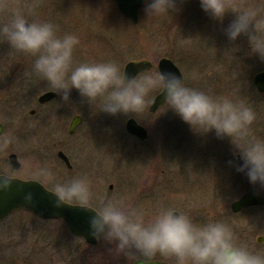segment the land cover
<instances>
[{
  "label": "rangeland",
  "instance_id": "1",
  "mask_svg": "<svg viewBox=\"0 0 264 264\" xmlns=\"http://www.w3.org/2000/svg\"><path fill=\"white\" fill-rule=\"evenodd\" d=\"M258 2L225 0L227 5L240 8ZM144 8L140 10L139 23L134 25L110 0H0V25L17 12L29 21L54 22L60 17L61 34L78 37L79 43L74 50L77 63L114 61L122 72L129 61H150L154 66L146 74H151L158 71L156 64L161 58H170L183 73L186 86L213 97L227 96L249 106L255 113V120L246 129V135L249 139H264V93H258L253 83L254 76L264 70V61L248 55L246 37L241 36L235 42L227 39L225 29L234 19V13L228 12L221 23L201 9L199 0H176V8L169 14L155 17H147ZM26 57L34 60L16 52L0 38V122L6 125V130H14L16 134L26 128L27 120H31L27 119L28 106L23 105L28 86L26 71L30 68ZM45 91L47 88L37 89L36 93ZM160 92L154 90L149 94L148 104L138 115L112 116L94 110L89 103L79 104L93 121H100L94 122L93 129L109 131L103 134L105 155L102 150L97 154L103 156L99 157L98 164L102 165L98 166L107 171L103 172L106 177L103 193L122 207L127 201L133 202L132 209L142 211L148 220L154 185V197L159 198L154 202V214L161 208H174L188 214L197 225L209 220L224 222L217 212L222 206L217 196L218 184L223 183L222 180L243 177L236 170L240 162L233 155L234 148L228 138L218 139L215 132L207 135L193 132L167 110L166 104L151 113L149 107ZM130 118L148 129L147 140L144 144L140 141L142 146L135 147L134 140L123 135L125 123ZM106 120H110L107 127ZM46 122L49 129L54 127L55 121L48 119ZM68 126L69 122L66 129ZM121 132L120 138L117 135ZM122 141L126 142L125 147H121ZM88 162L96 163L91 158ZM109 184H113V189H108ZM230 198L233 201L237 196ZM17 215L18 212L13 213L7 221ZM233 222L234 225L231 221L226 223L231 228L238 226V220ZM10 252L0 249V256ZM65 252L66 247L62 252L64 257ZM10 256L30 259V264H41L45 250L38 246L15 248ZM3 263L0 260V264Z\"/></svg>",
  "mask_w": 264,
  "mask_h": 264
},
{
  "label": "clouds",
  "instance_id": "2",
  "mask_svg": "<svg viewBox=\"0 0 264 264\" xmlns=\"http://www.w3.org/2000/svg\"><path fill=\"white\" fill-rule=\"evenodd\" d=\"M199 3L205 13L221 23L228 12L234 13L225 29L227 39L235 42L246 37L248 55L264 61V0L244 8L229 6L225 0ZM175 8L176 0H145L144 12L147 17H155ZM0 38L16 52L34 58L33 74L46 81L64 103L70 101L75 89L94 110L112 116L138 115L148 104L149 94L161 90L167 110L193 132H215L218 139L228 138L234 157L240 160L236 170L244 173L250 184L264 187V139L247 137L246 129L255 120V113L244 102L227 96L213 97L188 87L181 77L170 72L136 77L125 75L114 61L77 63L74 50L78 37L61 35L54 23L29 21L18 12L0 25ZM12 143V137H0V151ZM36 177L51 182L52 173L41 168ZM14 181L12 172L0 173V193L9 191ZM50 192L55 208L79 205L88 216L90 234L108 245L107 256L113 262L123 258L126 264L130 260L132 264H155L157 257H163L172 264H264V251L237 243L226 222L209 220L197 225L188 214L174 208H161L146 220L142 211L125 210L113 199L102 200L97 206L86 174L53 183ZM24 199L31 203L33 194L27 192ZM92 264L110 261L98 255L92 258Z\"/></svg>",
  "mask_w": 264,
  "mask_h": 264
},
{
  "label": "flooded vegetation",
  "instance_id": "3",
  "mask_svg": "<svg viewBox=\"0 0 264 264\" xmlns=\"http://www.w3.org/2000/svg\"><path fill=\"white\" fill-rule=\"evenodd\" d=\"M60 21V17H57L52 23L58 27L61 24ZM58 30L61 34L62 25ZM25 59L30 68L26 71L28 86L26 85L27 92L23 105L28 106L27 119L31 120H27V124L25 122L26 128L17 134L14 130H6V125L0 122V137L10 136L13 138V143L6 150L0 151V169L3 170L0 173L7 169L15 175V178L35 182L49 191L53 183L64 182L86 174L90 181L93 203L99 206L100 201L110 199L103 193V185L106 180L103 172L107 173V171L98 166L102 165L98 164V161H101L99 157L103 156L97 155L100 153L99 150H102V154L105 155L104 143L106 140L103 134H108L109 131L93 129L96 124L94 122L100 121H93L90 116L85 114L86 110L79 108V104L84 105L88 102L81 98L75 89L70 94L72 104L70 102L64 103L55 93L51 98L42 101L41 97L45 93L52 92L51 88L48 87L50 85L33 74V63H31L33 60L27 59V57ZM42 82L44 84L41 85ZM46 88L48 91L39 95L36 93L37 89L46 90ZM58 100L60 101L58 102ZM48 119L55 121L54 127L51 129L47 126L46 121ZM68 122L69 128L66 129ZM76 122L77 124H75ZM104 122L106 127L109 126L110 120ZM126 123L124 134L121 132V135L117 136L121 138L123 134L134 140L135 147L142 146V143L147 139H140L131 134L126 128ZM21 137L23 140H20ZM125 145H127L126 142L122 141L121 147H125ZM89 158L95 160L96 163H89ZM238 159L237 156V162H239ZM89 165L94 166L90 167ZM41 168H47L51 171V182L42 181L36 177V173ZM242 175L240 182L238 177L226 180L227 182L225 180H222L223 183L219 182V195L217 196L220 197L222 206L217 211L218 217H221L224 222L231 221L233 223L231 225H234L233 221L238 220V226L231 228L237 243L247 245L253 250L264 251V187L250 184L247 176L244 173ZM108 189H113V184H109ZM240 189L241 193H239ZM151 191L152 217L154 215V202L158 201L159 198L154 197V185ZM250 191H256L259 202L243 206L237 211L234 210L233 204ZM236 196L237 198L231 201L232 198L230 197ZM72 205L79 206L77 204ZM123 207L125 210H132L134 203L127 201L126 206L123 205ZM17 212L16 217L7 221L13 213ZM36 246L45 250L41 264H92V258L98 255L108 259L110 264H126L123 258H120L118 262L111 261V258L107 256V244L98 240L95 243L89 242L85 236L70 229L62 218H45L22 207L0 219V249L12 252L15 248L17 250L30 249L36 248ZM65 247L67 252L64 253V257L62 252ZM10 253L6 256H0V260L5 262L3 264H30V259H17L11 257ZM155 262L172 264L171 261H166L163 257H157Z\"/></svg>",
  "mask_w": 264,
  "mask_h": 264
},
{
  "label": "water",
  "instance_id": "4",
  "mask_svg": "<svg viewBox=\"0 0 264 264\" xmlns=\"http://www.w3.org/2000/svg\"><path fill=\"white\" fill-rule=\"evenodd\" d=\"M120 11L130 18L134 23L139 21V9L145 3V0H114ZM152 66L148 61H130L125 67V75L137 76L139 73L147 71ZM160 72H170L181 77L184 81L183 74L180 68L170 58L163 57L158 62ZM254 83L260 92H264V71L257 73L254 77ZM55 94L53 92L45 93L41 100L45 101ZM164 103L163 92L161 91L150 106L151 112L156 110ZM77 124V122L75 123ZM127 130L132 134L144 139L148 136L146 129L136 123L134 119H129L127 122ZM27 192L33 194L31 203H27L24 196ZM254 202H259L256 191L246 193L242 198L233 204L234 210H239L243 206H248ZM26 207L36 214L48 217H61L68 226L77 234L85 236L89 242H97L89 231L88 216L82 212L79 206L65 205L62 208H55L51 192L44 186L35 182L24 181L15 178L12 187L9 191L0 193V219L8 215L13 210ZM155 264H169L166 262H155Z\"/></svg>",
  "mask_w": 264,
  "mask_h": 264
}]
</instances>
